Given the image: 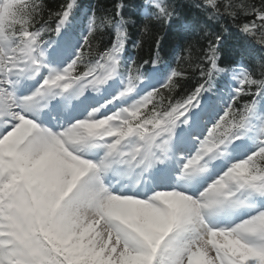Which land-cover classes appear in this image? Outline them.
Segmentation results:
<instances>
[{
    "label": "snow or ice",
    "instance_id": "6c2138e0",
    "mask_svg": "<svg viewBox=\"0 0 264 264\" xmlns=\"http://www.w3.org/2000/svg\"><path fill=\"white\" fill-rule=\"evenodd\" d=\"M144 4L126 59L131 0L82 34L78 0H0V264H264V56L222 67L204 29L161 80L175 10ZM197 6L264 49V0Z\"/></svg>",
    "mask_w": 264,
    "mask_h": 264
},
{
    "label": "trees",
    "instance_id": "16d2710c",
    "mask_svg": "<svg viewBox=\"0 0 264 264\" xmlns=\"http://www.w3.org/2000/svg\"><path fill=\"white\" fill-rule=\"evenodd\" d=\"M62 2L63 0H44L50 10H55ZM78 2L80 8L75 13L73 25L77 33L80 34L88 23L86 18L84 20V15L81 13L85 12L86 17L89 18L92 9L98 7L111 8L114 0H78ZM199 2L200 0H166V3L175 10V18L165 27L162 33L164 38L161 40L160 54L163 62L169 63L172 59L176 60L178 54L187 55V52H182V50L189 44L192 45L193 59H195L199 54L198 49L207 45L204 29L209 32L224 33L222 40L223 50L220 56L222 67L243 65L251 68L254 65L255 58L264 56V49L244 37L239 29L232 25L230 19L209 20L208 16L197 6ZM131 3L133 7L129 9V13L134 23L128 26L130 38L124 55L125 58L130 56L135 59H147L150 55H155L156 48L150 42H145L142 49L133 47L134 43L139 39V29L143 25L145 18L140 15L143 10V7H141L143 5H139L140 0H131ZM149 10L152 12V9ZM45 15H47V12H45ZM153 28L154 31L157 30V26L153 25ZM110 40L111 37H109V42ZM257 75H259L258 66ZM196 78H198V73L196 77H192L187 82V86H194Z\"/></svg>",
    "mask_w": 264,
    "mask_h": 264
}]
</instances>
